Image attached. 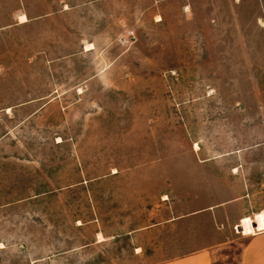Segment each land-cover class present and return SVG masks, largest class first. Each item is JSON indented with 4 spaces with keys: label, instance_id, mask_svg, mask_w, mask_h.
<instances>
[{
    "label": "rangeland",
    "instance_id": "rangeland-1",
    "mask_svg": "<svg viewBox=\"0 0 264 264\" xmlns=\"http://www.w3.org/2000/svg\"><path fill=\"white\" fill-rule=\"evenodd\" d=\"M220 230L264 231V0H0V264H163Z\"/></svg>",
    "mask_w": 264,
    "mask_h": 264
},
{
    "label": "crops",
    "instance_id": "crops-1",
    "mask_svg": "<svg viewBox=\"0 0 264 264\" xmlns=\"http://www.w3.org/2000/svg\"><path fill=\"white\" fill-rule=\"evenodd\" d=\"M22 16H28L21 14ZM21 18V17H20ZM28 21V20H27ZM21 22L22 24L27 23ZM220 207H215L212 211L213 218L216 222H220ZM201 213H196L188 217L178 218L172 225H166L168 227L178 226L186 221H194L200 217ZM220 224V223H219ZM221 239L214 251H197L196 253L185 254L179 257L173 258L171 261H167L163 264H264V231H258L250 236H238L237 239L231 241L227 237V231L220 230ZM235 244L240 242V250L237 253L232 252V249H236ZM219 255L216 259L215 256ZM219 261V262H217Z\"/></svg>",
    "mask_w": 264,
    "mask_h": 264
},
{
    "label": "bare ground",
    "instance_id": "bare-ground-1",
    "mask_svg": "<svg viewBox=\"0 0 264 264\" xmlns=\"http://www.w3.org/2000/svg\"><path fill=\"white\" fill-rule=\"evenodd\" d=\"M22 19L24 20V22H26V17L25 16H23Z\"/></svg>",
    "mask_w": 264,
    "mask_h": 264
}]
</instances>
